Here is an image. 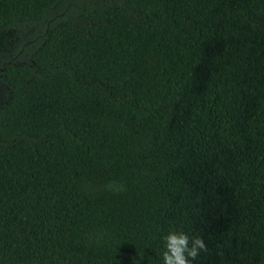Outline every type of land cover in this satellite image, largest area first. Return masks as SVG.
<instances>
[{"label":"trees","instance_id":"1","mask_svg":"<svg viewBox=\"0 0 264 264\" xmlns=\"http://www.w3.org/2000/svg\"><path fill=\"white\" fill-rule=\"evenodd\" d=\"M264 264V0H0V264Z\"/></svg>","mask_w":264,"mask_h":264},{"label":"clouds","instance_id":"2","mask_svg":"<svg viewBox=\"0 0 264 264\" xmlns=\"http://www.w3.org/2000/svg\"><path fill=\"white\" fill-rule=\"evenodd\" d=\"M163 264H192L201 252L207 251V244L201 236L190 237L183 231H171L165 237Z\"/></svg>","mask_w":264,"mask_h":264}]
</instances>
